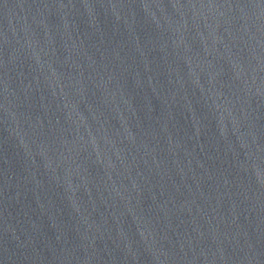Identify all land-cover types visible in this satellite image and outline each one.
I'll return each instance as SVG.
<instances>
[{
    "label": "water",
    "instance_id": "1",
    "mask_svg": "<svg viewBox=\"0 0 264 264\" xmlns=\"http://www.w3.org/2000/svg\"><path fill=\"white\" fill-rule=\"evenodd\" d=\"M0 264H264V0H0Z\"/></svg>",
    "mask_w": 264,
    "mask_h": 264
}]
</instances>
